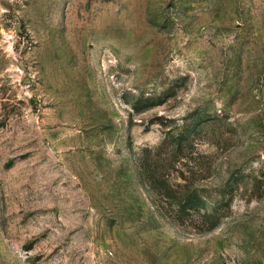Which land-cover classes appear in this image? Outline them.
I'll return each instance as SVG.
<instances>
[{"label": "rangeland", "instance_id": "obj_1", "mask_svg": "<svg viewBox=\"0 0 264 264\" xmlns=\"http://www.w3.org/2000/svg\"><path fill=\"white\" fill-rule=\"evenodd\" d=\"M0 264H264V0H0Z\"/></svg>", "mask_w": 264, "mask_h": 264}, {"label": "trees", "instance_id": "obj_2", "mask_svg": "<svg viewBox=\"0 0 264 264\" xmlns=\"http://www.w3.org/2000/svg\"><path fill=\"white\" fill-rule=\"evenodd\" d=\"M201 122V120L197 124L196 121L191 122L187 128L178 133L171 141V149L169 147V152H167V155L171 156V162L175 165L174 169L179 166V170H181L179 171L180 179L184 182H180L178 187H174L168 179L169 171L166 175H160L158 173L159 167L156 169L159 179H157L156 172L155 179L158 180L156 182L159 185L157 186L160 189L159 194L162 195L164 200H175L174 208L168 211L172 220H180L182 222L190 220L199 228H205V230L210 231L220 223L221 208L216 203L209 207L206 205L201 190L188 182V176L191 171L185 167L190 161L189 153L194 145L193 137L198 131ZM163 146L165 144H162L160 148ZM186 172L188 174H185Z\"/></svg>", "mask_w": 264, "mask_h": 264}]
</instances>
